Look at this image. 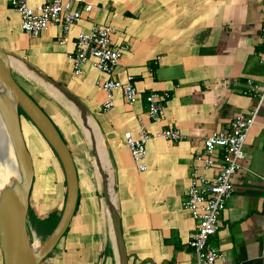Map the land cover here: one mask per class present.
<instances>
[{"label": "crops", "instance_id": "obj_1", "mask_svg": "<svg viewBox=\"0 0 264 264\" xmlns=\"http://www.w3.org/2000/svg\"><path fill=\"white\" fill-rule=\"evenodd\" d=\"M263 1L76 0V8L87 4L92 8L82 13L67 35L55 24L33 36L21 28L10 0H0V49L49 76L77 98L90 122L96 123L105 149L103 154L96 134L95 144L91 143L90 134L85 135L66 107L59 106L47 92L50 97L37 94L38 82L34 84L30 74L13 69L20 85L53 119L75 158L79 197L69 230L56 246L65 250L61 264L65 257L69 259L66 264H118L96 161H102L106 169V162L110 163L128 264H189L196 260L188 241L197 222L183 204L192 169L199 166L195 156L206 135L228 127L238 112L259 105L258 96L243 92L248 79L254 81L259 95L264 90ZM43 2L30 0L32 6ZM94 23L114 28V45H130L111 75L91 61L83 65L80 75L73 69L70 55L77 35ZM127 75H133L139 101L129 104L117 91L114 106L103 109L107 94L98 82L110 77L124 81ZM150 91L170 93L158 121L151 119L144 100ZM36 94L51 100L42 101ZM141 125L153 135L147 143L144 171L137 168L125 142L126 133L137 135ZM167 128L180 129L183 138L166 139L161 132ZM245 151L247 156L233 177L234 193L209 241L222 253L221 264H264V99ZM81 156H88L91 162L83 173L78 163ZM214 173L206 172L208 176ZM75 230L80 235L70 239V245L78 248L74 252L65 237ZM90 243L96 245L93 251Z\"/></svg>", "mask_w": 264, "mask_h": 264}, {"label": "built area", "instance_id": "obj_2", "mask_svg": "<svg viewBox=\"0 0 264 264\" xmlns=\"http://www.w3.org/2000/svg\"><path fill=\"white\" fill-rule=\"evenodd\" d=\"M75 2L76 0H44L43 3L32 6L30 0H10L12 7L20 16L21 28L33 36L40 35L55 24L60 25L63 34L67 35L81 20L82 13L89 12L92 8L91 4L76 8ZM113 32L114 28L109 25L94 23L88 31L77 35L75 49L70 55L77 75L83 73V65L88 61L101 72L112 74L124 53L130 48L127 43L114 45ZM261 38L264 41V22L261 26ZM65 39L66 36L62 41ZM261 63L264 65V58L261 59ZM133 79V75H127L124 81L110 77L98 82L107 94L103 109L107 110L114 106L113 95L117 91L122 93L129 104L139 101L140 94ZM247 83L248 87L243 93L258 96L259 105L249 112H238L228 127L206 135L202 150L195 156L199 166L192 169L187 197L183 203L197 222V227L188 241L196 260L189 264H221L222 253L209 241L217 233L221 213L234 193L233 177L241 167V160L247 156L245 144L255 123L260 103L264 99V90L259 95L254 81L248 79ZM169 96L168 91H150L144 96L151 119L160 120ZM161 135L171 141L183 138L182 131L177 128H167ZM151 136L153 135L143 125L140 126L137 135L132 133L125 135V142L134 163L141 171L147 169V143ZM211 170L215 173L208 176L206 172Z\"/></svg>", "mask_w": 264, "mask_h": 264}, {"label": "water", "instance_id": "obj_3", "mask_svg": "<svg viewBox=\"0 0 264 264\" xmlns=\"http://www.w3.org/2000/svg\"><path fill=\"white\" fill-rule=\"evenodd\" d=\"M18 60L41 81L54 87L78 109L83 126L89 129L90 141L95 135L85 106L49 76L41 73L15 55L0 49V118L7 133L17 167L16 175L0 183V242L3 264H42L68 230L79 197V179L75 158L58 127L17 81L13 69ZM23 112L55 151L62 166L66 197L61 216L52 231L41 241L29 232L28 210L34 182V164L22 130ZM104 201L110 218L118 264H128V254L122 234L121 219L116 201L109 190L108 175L101 171ZM115 191V189H114Z\"/></svg>", "mask_w": 264, "mask_h": 264}, {"label": "rangeland", "instance_id": "obj_4", "mask_svg": "<svg viewBox=\"0 0 264 264\" xmlns=\"http://www.w3.org/2000/svg\"><path fill=\"white\" fill-rule=\"evenodd\" d=\"M24 68L25 71L23 72H25L26 74L28 73V75L30 74L29 76H31L32 79H35L32 82L34 84L38 82V85L37 84L35 85L37 86L39 92L36 93L37 94L44 93L45 95L49 94L57 102L59 106L66 107L70 116L74 119V121L78 125H80V127H82L81 126L82 124L79 123L80 121H78V118L75 117V112H74V110H76L77 113L79 114L80 112L79 109L71 101H69L63 95H61L58 91H57L58 95L53 93L46 86V84L43 81H41V79H38L37 77L33 76V74L29 72L26 67ZM16 74L17 72L15 71V75ZM20 80L24 82L22 78H20ZM39 86L42 88H40ZM45 92H47L48 94ZM37 94L36 97L38 99L41 98L42 101H47V99L51 100V98H46L47 96H45L46 99H44ZM53 107H55V105ZM46 109L49 110L51 114L52 113L54 114V112L51 111V107L46 106ZM54 118H57V114L56 115L54 114ZM58 123L60 127H63V123L61 121H58ZM21 124L27 146L30 150L33 159L34 170H35L34 182L31 190V202H30V210H29V218H28L29 232L31 236L35 238V240L41 241L47 236L46 232H48V230L52 226V221L50 220L51 218L49 216L55 214L56 212L59 213L63 209V205L65 201L64 194H65L66 185H65V181H63L64 176H63L62 166L58 158L54 155V151L51 148V146L50 147L48 146L46 140L42 137V135L34 127L32 122L24 114L21 115ZM33 137L36 138V143L32 141V144L34 145H32L31 141L29 140V138L33 140L34 139ZM71 147L73 148V150L77 149L74 145H72ZM81 157L83 159L78 160V163L81 168L80 169L81 173H83V169L86 170L90 169L91 162L88 156L86 157L81 156ZM45 192H49V193H45ZM80 219H81V209L77 216V220L79 221ZM79 235L80 233H78L75 230L73 232L70 231V233H68V235L65 237V239L68 240L67 245L70 246L69 250H73L74 252L77 251L78 248H75L72 245H70V239L73 237H78ZM90 245H91V250L93 251L94 249L93 247H96V245L93 243H90ZM99 246L100 243L99 245H97V247ZM64 251L65 250H63L62 247L61 248L56 247L52 251V253L43 261L42 264H61L63 256H65V253H63ZM75 256L76 254L73 253L72 257ZM68 260L69 259L65 257L64 263L66 264Z\"/></svg>", "mask_w": 264, "mask_h": 264}, {"label": "bare ground", "instance_id": "obj_5", "mask_svg": "<svg viewBox=\"0 0 264 264\" xmlns=\"http://www.w3.org/2000/svg\"><path fill=\"white\" fill-rule=\"evenodd\" d=\"M14 65L18 69H20L22 71H25V68H24L25 66L20 61L15 60L14 61ZM45 84H46V86L53 93H55V94L58 95V92H57V90L54 87L48 85L47 83H45ZM74 112H75V117H77L78 118V121H80L79 123L82 124L79 114L77 113L76 110H74ZM91 126L93 127V133H94V135L96 134L97 142L100 141L99 142L100 144L99 143L98 144L100 145L101 151L104 154V150L105 149H104V147H103V145L101 143V139H100V136H99L98 129H97V127H95L96 126V123L95 124L94 123L93 124L91 123ZM82 128H83V131H84L85 135L90 134L89 129L85 128L83 126V124H82ZM34 139H35V141H34ZM34 139L31 140V138H29V140L31 141V144H32V141L34 143H36V138H34ZM32 145H34V144H32ZM106 165H107V169H106V167H105V165L103 164L102 161H100V164L96 161V166H97V171H98V180L100 181V187H101V179H102L101 171L102 172L104 171L105 173L109 174V179H108V182H109V190H110V193H111V195L113 197V200L115 201V193H114L113 179H112V175H111V167H110L109 161L106 162ZM16 173H17V167H16V163L14 161L13 153L11 151L10 142H9L7 133L5 131L4 125H3L2 121H1V118H0V183L7 181L10 177L16 175ZM95 176H96V174H95ZM105 214H107V213L105 212Z\"/></svg>", "mask_w": 264, "mask_h": 264}, {"label": "trees", "instance_id": "obj_6", "mask_svg": "<svg viewBox=\"0 0 264 264\" xmlns=\"http://www.w3.org/2000/svg\"><path fill=\"white\" fill-rule=\"evenodd\" d=\"M30 95V94H29ZM31 97H33L32 95H30ZM34 98V97H33ZM35 99V98H34ZM36 101V100H35ZM37 102V101H36ZM38 103V102H37ZM39 104V103H38ZM40 105V104H39ZM41 106V105H40ZM42 107V106H41ZM43 108V107H42ZM44 109V108H43ZM45 110V109H44ZM22 114H24L23 112H21ZM47 113V112H46ZM48 114V113H47ZM25 115V114H24ZM49 115V114H48ZM26 116V115H25ZM27 117V116H26ZM28 118V117H27ZM29 119V118H28ZM52 119V118H51ZM30 120V119H29ZM53 120V119H52ZM55 123V122H54ZM33 124V123H32ZM34 125V124H33ZM57 126V125H56ZM34 127H35V125H34ZM36 128V127H35ZM37 129V128H36ZM59 129V128H58ZM38 130V129H37ZM39 131V130H38ZM60 131V130H59ZM39 133H40V131H39ZM60 133H61V131H60ZM41 134V133H40ZM62 134V133H61ZM42 135V134H41ZM63 136V135H62ZM43 137V136H42ZM44 138V137H43ZM64 138V137H63ZM65 139V138H64ZM65 141H66V139H65ZM47 142V141H46ZM48 143V142H47ZM66 143H67V141H66ZM48 146L50 147V145L48 144ZM52 148V147H51ZM54 151V150H53ZM54 155L57 157V155H56V153H55V151H54ZM63 176H64V174H63ZM63 181H65V177H64V179H63ZM65 185H66V182H65ZM45 193H49V192H45ZM44 193V194H45ZM50 195V194H49ZM45 196H47V195H45ZM65 197H66V186H65V194H64V199H65ZM61 213H62V210L59 212V213H55V214H52V215H50L49 217L51 218L50 220L52 221V226L50 227V229L48 230V232H46L47 233V235L52 231V229L55 227V225L57 224V222H58V220H59V218H60V216H61ZM45 230V229H44ZM69 230V229H68ZM68 230L66 231V233L68 232ZM66 233H65V235H66ZM64 235V236H65ZM63 236V237H64ZM62 237V238H63Z\"/></svg>", "mask_w": 264, "mask_h": 264}]
</instances>
